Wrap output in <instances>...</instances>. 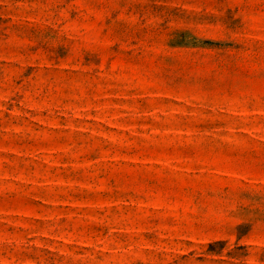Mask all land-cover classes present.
Wrapping results in <instances>:
<instances>
[{"label": "rangeland", "instance_id": "rangeland-1", "mask_svg": "<svg viewBox=\"0 0 264 264\" xmlns=\"http://www.w3.org/2000/svg\"><path fill=\"white\" fill-rule=\"evenodd\" d=\"M0 264H264V0H0Z\"/></svg>", "mask_w": 264, "mask_h": 264}]
</instances>
